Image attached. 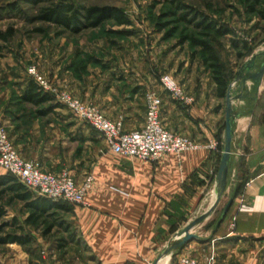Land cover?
<instances>
[{
  "label": "crops",
  "instance_id": "0c3cea01",
  "mask_svg": "<svg viewBox=\"0 0 264 264\" xmlns=\"http://www.w3.org/2000/svg\"><path fill=\"white\" fill-rule=\"evenodd\" d=\"M107 81L103 76L74 83L71 91L94 103L107 119L122 120L125 131H134L143 127L144 95L153 90L161 98L163 127L202 147L166 154L155 162L125 158L112 153L99 133L70 114L58 116L57 122L43 129L35 124L27 134L13 133L23 159L30 157L53 174L67 170L76 183L86 175L93 177L85 205L67 213L69 229L80 243L63 249H76L80 258L69 261L66 254L57 259L54 253L48 264H152L156 260L167 264L160 258L171 236L187 222L186 214L201 207L203 200L215 202L221 152L205 146L219 145L226 108L209 81L176 82L190 99L188 104L174 100L160 82L121 81L130 85L122 89ZM253 83L247 98L232 102L234 113L242 116L233 122L230 167L221 194L228 209L215 220L208 215L192 230L197 238L180 249L181 255H192L200 262L264 264V108L259 104L264 85L262 80ZM137 87L141 88L135 91ZM4 101L6 96L0 92V107ZM246 104L251 108H244ZM0 174H4L1 169Z\"/></svg>",
  "mask_w": 264,
  "mask_h": 264
},
{
  "label": "rangeland",
  "instance_id": "374dc122",
  "mask_svg": "<svg viewBox=\"0 0 264 264\" xmlns=\"http://www.w3.org/2000/svg\"><path fill=\"white\" fill-rule=\"evenodd\" d=\"M56 1L58 0H46L44 3L31 5L21 0H0V35L6 36V40L0 38V92L6 96V101L0 107V122L4 124L21 157L12 138L17 130L27 134L35 124L43 129L48 124L57 122L58 116L65 114L75 118L58 101L61 93L74 95L71 91L74 83L92 82L106 76L107 82L115 81L123 89L130 87L123 84L129 80L131 83L158 84L164 75L170 76L179 85L189 81L212 82L210 74L200 66L198 49H191L183 39L194 33L192 27L178 20L179 12L172 15L174 9L169 1L69 0L75 5L118 7L131 21L129 26H116L107 22L99 28L85 29L79 33H71L62 27L35 20L40 9ZM178 1L230 30L229 35L219 39L214 45L228 87H231V96L241 97L244 94L248 97L252 92L250 84L254 83L250 79L243 81L242 78L246 74V65L253 57L256 71L264 64V57L260 55L264 51V21L255 14L247 13L244 0ZM12 4L17 6L15 10L8 9ZM9 30L10 36L7 35ZM30 67H34L54 90L48 93L53 97L52 102L36 107L20 100L30 80L27 74ZM254 69L252 74L255 73ZM261 80L264 85V75ZM139 88L141 87L135 88V91ZM139 95L142 97V92ZM222 102V107L226 108L225 100ZM56 104L58 106L54 109ZM259 104L264 108V89L261 91ZM244 108L251 107L246 104ZM41 111L46 112L40 114ZM236 113L241 114L238 117L242 116V112ZM24 160L32 161V158ZM38 166L42 171L53 172L51 169H44L39 162ZM221 194L217 205L209 212L213 220L218 218L226 204V197ZM213 201L203 200L201 207L197 206L187 213L184 226L206 212ZM26 214L22 204L17 201L7 206V216L3 220L15 219L22 231L13 228H7L6 231H16L17 234L24 232L32 238V244L26 247L16 244L1 245L0 264H48L49 257L54 253L57 259L66 254L69 261L80 258L78 251L71 247L58 251V239L66 236L63 228L70 227L67 213L55 212L53 219L62 224L63 228L55 227L47 235L43 234L42 229L25 226L23 221ZM174 240L175 237L171 236L167 250ZM191 256L181 255L180 249H172L160 259H165L167 264H179L181 257Z\"/></svg>",
  "mask_w": 264,
  "mask_h": 264
},
{
  "label": "trees",
  "instance_id": "16d2710c",
  "mask_svg": "<svg viewBox=\"0 0 264 264\" xmlns=\"http://www.w3.org/2000/svg\"><path fill=\"white\" fill-rule=\"evenodd\" d=\"M24 3L38 5L46 0H21ZM173 5L172 15L179 12L178 20L187 23L192 27L194 33L185 36L183 39L189 43L191 49H198L200 66L210 74L211 81L215 85L216 96L225 100L228 89V83L224 75L222 63L220 61L215 43L230 34V30L224 26L218 25L210 20L208 16L196 12L191 7L181 3L178 0H165ZM248 14H255L264 21V0H244ZM17 6L10 5L8 9L15 10ZM37 21H43L62 27L71 33H79L85 29L99 28L107 22L116 26H129L131 21L123 10L115 6H83L75 5L69 0H58L47 7L39 10L35 17ZM11 35V30L7 32ZM2 40L6 36L0 35ZM235 44V43H234ZM241 98H247L244 94ZM20 100L33 106H41L53 101V97L48 93H43L36 82L30 77L27 87L20 96ZM58 104H56L57 108ZM46 111L39 112L40 114ZM240 116V113H236ZM224 132V125L221 133ZM218 150L222 151V138L218 139ZM219 152V153H220ZM221 156V155H220ZM17 201L22 204L26 214L23 221L25 226L34 229H42L43 234H49L55 227H62V224L55 222L56 211L65 213L71 212V205L63 201H52L39 196L26 188L14 176L4 173L0 174V246L7 244H16L26 247L32 244V238L21 232L22 227L18 225L15 219L4 221L7 216V206ZM7 228L16 229V231L7 232ZM66 233L65 238H59L57 247L61 250L66 244H79L80 239L71 231L69 227L63 228Z\"/></svg>",
  "mask_w": 264,
  "mask_h": 264
},
{
  "label": "built area",
  "instance_id": "2783aa9c",
  "mask_svg": "<svg viewBox=\"0 0 264 264\" xmlns=\"http://www.w3.org/2000/svg\"><path fill=\"white\" fill-rule=\"evenodd\" d=\"M27 74L36 82L43 93L54 90L34 67ZM164 91L177 101L185 104L190 99L184 95L178 84L168 75L160 78ZM58 101L75 118L87 124L99 133L106 147L115 155L125 158H137L155 162L166 154L185 152L201 148L189 138L167 131L160 121L161 98L153 90L144 95L145 119L139 130L125 131L122 120H109L101 110L91 103L82 102L68 93L59 94ZM205 148L217 151V143L209 142ZM0 169L14 176L26 188L35 194L52 201H63L71 206L85 205V195L92 188L93 177L86 175L81 183H76L73 176L62 170L58 174L42 171L38 163L24 160L15 149L8 132L0 122ZM179 264H214L212 260L200 262L191 257H181Z\"/></svg>",
  "mask_w": 264,
  "mask_h": 264
},
{
  "label": "water",
  "instance_id": "95a60500",
  "mask_svg": "<svg viewBox=\"0 0 264 264\" xmlns=\"http://www.w3.org/2000/svg\"><path fill=\"white\" fill-rule=\"evenodd\" d=\"M264 57V51L260 53ZM254 57L251 61L248 62L246 65V74L243 76L242 80L245 81L247 79H250L254 82H260L263 75H264V64H262L259 68V70L255 73H251L254 69ZM240 96L232 97L231 96V87L229 86L226 93L225 98V121H224V132H223V142H222V151L219 161V167L216 175V185L218 193L216 195L215 202L212 204V206L207 210L204 214L196 218L195 220H192L189 222L186 226H184L179 232L175 234V239L173 241V244H171L170 248L168 250H165V253L169 252V250L172 249H182L184 245L192 240H195L197 237L192 232L193 228L198 225L200 222H202L207 216L209 215V212L214 209V207L218 203L219 195L224 192L227 184V176L228 171L230 167V157H231V147H232V136H233V122L234 119L238 117L233 111L232 102L234 100L240 99ZM229 204H226L222 216L225 215ZM158 260L153 262L152 264H157Z\"/></svg>",
  "mask_w": 264,
  "mask_h": 264
}]
</instances>
